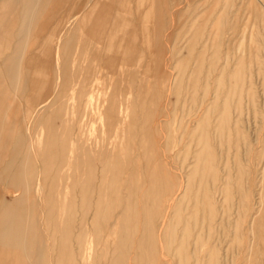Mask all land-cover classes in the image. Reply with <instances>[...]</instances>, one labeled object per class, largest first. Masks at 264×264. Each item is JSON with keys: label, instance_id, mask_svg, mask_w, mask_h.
Returning <instances> with one entry per match:
<instances>
[{"label": "rangeland", "instance_id": "1", "mask_svg": "<svg viewBox=\"0 0 264 264\" xmlns=\"http://www.w3.org/2000/svg\"><path fill=\"white\" fill-rule=\"evenodd\" d=\"M187 1L0 0V264H264V0Z\"/></svg>", "mask_w": 264, "mask_h": 264}, {"label": "bare ground", "instance_id": "2", "mask_svg": "<svg viewBox=\"0 0 264 264\" xmlns=\"http://www.w3.org/2000/svg\"><path fill=\"white\" fill-rule=\"evenodd\" d=\"M90 1V0H89ZM95 1V0H94ZM118 2H117V4H119V7H120V10L118 11L119 13H118V18H117V21H118V23L120 24V26L121 27H123L124 26V24L125 23H127V22H130V20H132V18H130L129 17V14H130V10H131V7H132V4L134 3L136 6H137V9H138V7H139V5H138V2H139V0H117ZM169 1L170 0H145V4L143 5V6H145L146 8H145V15H147L148 14V17L150 18V19H152V17H157V16H155V12H156V10L158 9V7L159 6H161V4H163V3H165V4H167L168 5V3H169ZM174 1V0H173ZM189 1V0H188ZM187 1V2H188ZM194 1V0H193ZM204 2H202V3H200V2H197V3H194V10H199L200 8H202V7H204L205 5H206V7H209V5H210V3H211V1H214V0H203ZM180 2H181V0H180ZM224 2V1H223ZM240 2H242V1H240ZM191 3V2H190ZM220 2L218 1V0H216L215 1V6H214V9H212L213 11H215L216 10V8H217V6H218V4H219ZM259 3H262L260 0H244L243 1V7H244V9H245V11L246 10H250V13H251V24H253V25H255L254 24V22L255 21H257V16L259 15ZM169 4H171V2L169 3ZM173 4V3H172ZM181 4H182V2H181ZM180 4V5H181ZM186 4H188V3H186ZM213 4V3H212ZM240 4V3H239ZM263 4V3H262ZM164 5V4H163ZM192 5V4H191ZM190 5V6H191ZM165 6V5H164ZM171 6V5H170ZM179 6V5H178ZM189 6V7H190ZM229 7H232L231 6V4H230V1L229 0H225V2L222 4V6H221V8H220V13H219V15L217 16V15H214V19H215V21H214V23H216V25H221V24H225V22H226V19H227V17H226V9H228ZM167 8V7H166ZM260 8H262V7H260ZM142 9V8H141ZM161 10H162V8H160ZM164 9H165V7H164ZM163 9V10H164ZM168 9V8H167ZM167 9H165V10H167ZM175 9V8H174ZM38 10V9H37ZM161 10L160 11H158L157 10V12H160L159 14L160 15H158V17L156 18V20H160V18L162 19V17H164V15L163 16H161ZM184 10V9H183ZM194 10H193V12H194ZM168 11V10H167ZM176 11V10H175ZM181 11H182V9H181ZM203 11V10H202ZM260 11H262V10H260ZM132 12V11H131ZM137 12H139V11H137ZM169 12H170V10H169ZM169 12H166L167 14L169 13ZM185 12V11H184ZM192 12V11H191ZM193 12H192V15H193ZM242 12V11H241ZM244 12V11H243ZM133 13V12H132ZM165 13V12H164ZM170 14V13H169ZM168 14V15H169ZM172 14V13H171ZM180 15H181V12L179 13ZM83 15H84V13H83ZM133 15H134V13H133ZM157 15V14H156ZM166 15V14H165ZM210 16V15H209ZM240 16H241V14H240ZM91 17V16H90ZM167 17V16H166ZM169 17V16H168ZM174 17V16H173ZM179 17H181V16H179ZM262 17H263V20H264V13H263V15H262ZM116 18V17H115ZM171 18V17H170ZM169 18V19H170ZM194 19H196L197 18V16H196V18H195V16L193 17ZM209 18V17H208ZM130 19V20H129ZM134 19V18H133ZM167 19V18H166ZM168 19V20H169ZM262 19V18H261ZM116 20V19H115ZM174 20V19H173ZM185 20H187V19H185ZM198 20H200L201 21V18L199 17L198 18ZM116 21V22H117ZM133 21V20H132ZM163 21V20H162ZM170 21V20H169ZM234 21V20H233ZM70 22V21H69ZM87 22V21H86ZM179 22V21H178ZM115 23V22H114ZM168 23V22H167ZM105 26V25H104ZM111 26V25H110ZM113 26H114V24H113ZM113 26H112V29H113ZM117 26V25H116ZM133 27H134V25H132ZM184 26V25H183ZM245 26H248L247 24L245 25ZM8 27V26H7ZM60 27H62V26H60ZM130 28H131V26H130ZM132 30V29H131ZM49 31V30H48ZM111 32V31H110ZM121 33H122V31H120ZM119 32V33H120ZM253 32V31H252ZM8 33V32H7ZM56 33V32H55ZM230 33V32H229ZM254 33V32H253ZM255 34V33H254ZM253 34V35H254ZM66 35V34H65ZM114 35V34H113ZM86 36V35H85ZM107 36V35H106ZM109 37H111V35L109 36ZM108 37V38H109ZM131 37H133V35L131 36ZM216 37H218V36H216ZM243 37H244V39H246L247 40V34H243ZM219 38H221V37H219ZM131 39V38H130ZM134 40V39H133ZM246 40H245V42H246ZM249 40V39H248ZM219 41H220V39H219ZM228 41V40H227ZM130 42V41H129ZM133 42V41H132ZM215 42V41H214ZM221 42V41H220ZM229 43V42H228ZM231 43H233L232 41H230V44ZM40 44V43H39ZM232 45V44H231ZM229 46V45H228ZM232 47V46H231ZM239 47H240V49H241V46L239 45ZM99 48V47H98ZM245 49V46H243V48H242V50H244ZM43 50V49H42ZM229 51V50H228ZM227 51V52H228ZM246 51V49L244 50V51H242V53L243 52H245ZM248 51V50H247ZM246 51V52H247ZM38 52V51H37ZM40 52V51H39ZM105 52V51H104ZM249 52V51H248ZM56 53V52H55ZM40 55V54H39ZM41 55H42V53H41ZM58 56H59V54H58ZM39 58V57H38ZM61 57L59 56V58H58V61H57V63H56V65H55V67H57L58 68V66L60 65V63H59V59H60ZM45 59V58H44ZM41 60H43V59H41ZM61 62V61H60ZM35 66H37V65H35ZM41 66V65H40ZM60 67V66H59ZM59 69V68H58ZM57 73H58V71H56ZM55 74V73H54ZM56 76V74L54 75V77ZM59 77V76H58ZM56 78V77H55ZM58 79V78H57ZM55 81H56V79H55ZM57 82V81H56ZM60 82V81H59ZM49 84V83H48ZM47 84V85H48ZM55 85V84H54ZM57 85V84H56ZM58 85H60V84H58ZM50 90V89H49ZM51 94V93H50ZM42 98V96L40 97V99ZM45 97H43L42 99H44ZM130 98V97H129ZM45 100V99H44ZM125 122V121H124ZM126 123V122H125ZM120 132V131H119ZM26 133H27V131H26ZM122 133V132H121ZM30 134V133H29ZM114 134V133H113ZM25 136H28V133H27V135H25ZM31 136V135H30ZM25 144H26V142H25ZM48 148V147H47ZM125 149V148H124ZM131 151V150H130ZM58 153V152H57ZM132 154V153H131ZM99 178V177H98ZM80 179V178H79ZM14 226V225H13ZM13 229V228H12ZM9 235V234H8ZM10 236V235H9ZM10 239V238H9ZM9 240L8 239H6V243H8L9 244ZM11 244V243H10ZM9 244V245H10Z\"/></svg>", "mask_w": 264, "mask_h": 264}]
</instances>
